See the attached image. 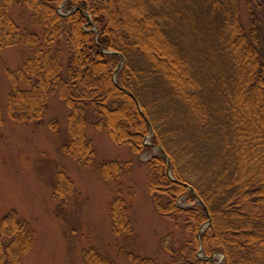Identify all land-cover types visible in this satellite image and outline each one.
Segmentation results:
<instances>
[{
    "label": "trees",
    "instance_id": "obj_1",
    "mask_svg": "<svg viewBox=\"0 0 264 264\" xmlns=\"http://www.w3.org/2000/svg\"><path fill=\"white\" fill-rule=\"evenodd\" d=\"M19 6L29 10L41 37L11 19ZM245 6L248 29L238 0H0V49L30 52L18 69L5 71L10 119L38 123L48 96L63 101L70 115L62 151L85 166L95 159L84 133L87 109L95 113L93 127L114 143L138 153L160 148L148 161L151 204L193 237L178 255L163 239L170 264H206L197 256L200 246L206 258L222 254L223 264H264V0ZM19 82L29 88L19 89ZM129 165L106 161L97 173L114 183ZM73 193L61 172L54 196L66 202ZM184 196L199 201L180 206ZM109 216L114 236L133 234L121 197L111 201ZM33 242L14 211L1 218L0 264H19ZM83 264L113 263L89 249Z\"/></svg>",
    "mask_w": 264,
    "mask_h": 264
},
{
    "label": "rangeland",
    "instance_id": "obj_2",
    "mask_svg": "<svg viewBox=\"0 0 264 264\" xmlns=\"http://www.w3.org/2000/svg\"><path fill=\"white\" fill-rule=\"evenodd\" d=\"M238 9L240 21L248 29L245 0H238ZM9 15L22 31L34 32L41 37V28L31 26L30 12L24 6L12 8ZM86 18L93 26L91 18L88 15ZM91 32L96 29L92 27ZM29 55V50L21 46L0 49V108L4 118V124L0 126V220L9 211H14L34 233L32 248L19 264H83L89 249L113 264H139L128 260L126 254L129 252L153 259L155 264L172 263L174 257L161 246L163 239L166 240L163 245H169L178 255L180 247L193 237L160 216L151 204L148 161L158 154L157 149L138 153L129 144L114 143L106 133L93 127L95 113L87 109L84 133L92 143L95 159L90 166L78 164L62 151V146L69 143L70 109L51 95L40 122L11 120L8 115L11 85L5 71H15ZM66 59L64 54L63 65ZM18 88L24 90L29 86L19 82ZM148 137L144 144H150V134ZM113 160L130 165L117 182L107 184L100 179L97 166ZM61 172L72 181L74 188L66 202L53 194ZM118 196L128 207L133 228L130 237H117L111 231L110 203ZM187 198L178 200L180 206L192 207L197 202H188ZM209 224L201 227L198 240L207 232ZM197 256L204 254L198 249ZM223 263V255L214 253L206 264Z\"/></svg>",
    "mask_w": 264,
    "mask_h": 264
},
{
    "label": "water",
    "instance_id": "obj_3",
    "mask_svg": "<svg viewBox=\"0 0 264 264\" xmlns=\"http://www.w3.org/2000/svg\"><path fill=\"white\" fill-rule=\"evenodd\" d=\"M112 54H114V52L112 53ZM128 95H130L129 93H127ZM151 134H152V131L150 132V136H151ZM149 137H147V139H148ZM146 145H148L147 143H146ZM157 150H160V148H158V147H155ZM167 175L169 176V178H171V176H170V171H169V166H168V163H167ZM172 179V178H171ZM198 200V199H197ZM199 201V200H198ZM199 240H200V237H199ZM201 246L199 247V252L201 251ZM208 260H211V258H209Z\"/></svg>",
    "mask_w": 264,
    "mask_h": 264
}]
</instances>
